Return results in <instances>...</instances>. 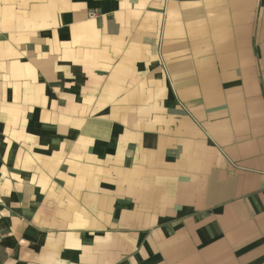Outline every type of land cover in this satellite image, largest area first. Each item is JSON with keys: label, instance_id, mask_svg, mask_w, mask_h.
<instances>
[{"label": "crops", "instance_id": "crops-1", "mask_svg": "<svg viewBox=\"0 0 264 264\" xmlns=\"http://www.w3.org/2000/svg\"><path fill=\"white\" fill-rule=\"evenodd\" d=\"M0 264H264V0H0Z\"/></svg>", "mask_w": 264, "mask_h": 264}, {"label": "built area", "instance_id": "built-area-1", "mask_svg": "<svg viewBox=\"0 0 264 264\" xmlns=\"http://www.w3.org/2000/svg\"><path fill=\"white\" fill-rule=\"evenodd\" d=\"M89 17H91V18H92V17H95V14H94V13H90V14H89Z\"/></svg>", "mask_w": 264, "mask_h": 264}]
</instances>
